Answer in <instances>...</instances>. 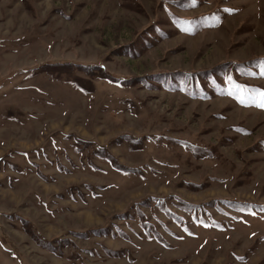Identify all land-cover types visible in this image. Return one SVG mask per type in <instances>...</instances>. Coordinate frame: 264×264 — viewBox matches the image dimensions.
Here are the masks:
<instances>
[{
  "label": "rangeland",
  "instance_id": "374dc122",
  "mask_svg": "<svg viewBox=\"0 0 264 264\" xmlns=\"http://www.w3.org/2000/svg\"><path fill=\"white\" fill-rule=\"evenodd\" d=\"M170 1L0 0V264H264V0Z\"/></svg>",
  "mask_w": 264,
  "mask_h": 264
},
{
  "label": "trees",
  "instance_id": "16d2710c",
  "mask_svg": "<svg viewBox=\"0 0 264 264\" xmlns=\"http://www.w3.org/2000/svg\"><path fill=\"white\" fill-rule=\"evenodd\" d=\"M180 1H176L174 2L175 4L179 3ZM181 8V7H180ZM223 66H225V64H221ZM218 67V66H217ZM215 67V69L217 68ZM99 69V70H96ZM81 72L83 73L85 76H87L88 78L94 79V80H111L113 82H116V79L114 76H112L111 74H109L104 68H92L90 69L89 67H85L82 65H71L69 63H65V64H45L43 66H41L40 68H38V73L45 75L47 77H49L52 80L55 81H62V82H67L70 83L71 85H74L75 87L79 88L80 92H82L83 94H88L91 93L93 91V85L89 82V81H85V80H80L81 77H78L74 74V72ZM64 76H66L67 78H64ZM83 79V78H82ZM237 129H240L238 127H236ZM244 132H247V130L243 129ZM78 143V147L80 149H84L83 145L89 144L87 142H83V141H78L75 142ZM256 147L253 146L252 149H254ZM200 151L202 153H204L205 155L203 156H199L198 158L202 159L205 157H210L211 153L206 152L204 150ZM94 155L99 158L100 160H103L104 162H106L109 166L112 167L113 170L119 172V173H131L130 170L125 172V170H127L126 168H123L121 165H119V163L115 160V158L106 152V150L104 148L96 150L94 152ZM90 167H95L92 162L89 163ZM59 171H69L66 167L59 165L58 167ZM91 169V168H90ZM93 170V169H92ZM40 175V174H39ZM42 177V175H41ZM43 179H47L46 177L43 176ZM187 187H191L193 189H200L202 186H196L193 184H188ZM81 196V193H80ZM176 200L179 202L178 205L179 207L184 210V211H192V210H196L199 208V206L181 201L180 199L176 198ZM207 207H212L213 206H217L219 208V205H223V206H227L230 207L232 209H234L235 211L238 212H242V213H254L256 211L261 212L264 214V206H260V205H249L243 202H236V201H227V200H213L209 203L205 204ZM168 215V216H167ZM167 219L169 220H177L178 222L181 221V217L179 216H175L172 212H167ZM200 225L204 226V227H211V228H217L219 227L217 223L211 221V222H206L201 220V222H199ZM21 227L23 229V231L27 234L30 235L32 239H34L38 245L43 246L47 252L53 254V255H57V256H61L62 253V248L66 245L64 244L63 246L60 244H55V243H46L43 240H41L39 237H37L33 232L32 228L29 227V224L26 223L25 221L21 224ZM100 232V231H99ZM155 237H158V235L156 234ZM153 237V240L158 241L159 243H163L164 240H157V238ZM61 242V241H60Z\"/></svg>",
  "mask_w": 264,
  "mask_h": 264
},
{
  "label": "snow or ice",
  "instance_id": "6c2138e0",
  "mask_svg": "<svg viewBox=\"0 0 264 264\" xmlns=\"http://www.w3.org/2000/svg\"><path fill=\"white\" fill-rule=\"evenodd\" d=\"M226 11H233L232 9H226ZM264 75V73H261ZM242 91V90H241ZM258 99H254L251 102L256 103L257 106L264 107V91L257 93ZM243 99V97H241Z\"/></svg>",
  "mask_w": 264,
  "mask_h": 264
},
{
  "label": "crops",
  "instance_id": "0c3cea01",
  "mask_svg": "<svg viewBox=\"0 0 264 264\" xmlns=\"http://www.w3.org/2000/svg\"><path fill=\"white\" fill-rule=\"evenodd\" d=\"M175 1H178V0H173V1H170L169 3H170V4H173Z\"/></svg>",
  "mask_w": 264,
  "mask_h": 264
}]
</instances>
